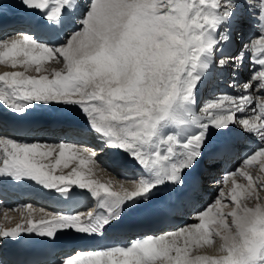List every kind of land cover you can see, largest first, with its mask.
<instances>
[{
	"label": "bare ground",
	"instance_id": "6f19581e",
	"mask_svg": "<svg viewBox=\"0 0 264 264\" xmlns=\"http://www.w3.org/2000/svg\"><path fill=\"white\" fill-rule=\"evenodd\" d=\"M2 1L0 0V12L5 9V5L1 6ZM27 1L24 6H16V9L28 14L38 15L48 11L55 15L67 3V0ZM56 2L59 7L52 12ZM149 2L150 0H73L71 11H83L82 16L75 21L84 26L54 51L40 46L28 37H11L0 42V110H8V113L19 116L34 112L81 120L113 135L112 146L117 148V151L110 150V160L104 153L106 151L101 150L99 139L90 138L91 142L83 139L82 143L71 142L62 147L42 144L32 150L23 148L18 143L0 142V147L5 150L0 173L14 170L17 174H23L36 192V195L16 202L17 210L10 209L14 204L12 199L4 200L5 212L0 217V236L1 233L4 234L2 239L9 240L11 236L8 234L12 230L16 232L36 223L43 214L34 210V203H40L42 196H48L52 190L80 186L90 192L94 201L100 197L102 202L107 201L106 204L111 203V206L124 202L129 209L139 208L164 195L163 191H171L176 195L184 179L204 160L202 157L205 155L206 158L212 147L227 137L228 128L234 127L239 131L264 136V58H257L264 51V25L258 27L260 20L264 19V0H217L214 7H207L208 14L194 13L195 23L191 24L201 28H197L198 34L194 29L185 32V39L177 44L180 49L179 57L174 59L176 61L160 56L153 70L147 72L148 75L143 74L145 84L141 101H144V105L140 106L137 101L135 104L140 106L138 108L141 111L155 115L153 118H145L144 115L143 120L147 124L152 119L160 122L151 140L146 141L145 136L137 138L134 135L133 129L140 119L131 121L132 123L124 122V119L133 118L135 111L127 113L121 110L116 116L120 122H104L101 118H111L112 106L109 99L99 98V95L91 103L78 100L77 93L82 90L80 86L77 87L80 79L93 92L108 89L122 91L125 86L127 91L134 90L128 86L134 77V71L129 65L126 68V62L122 58L130 50L131 41L128 37L132 32L131 26L138 23V13L141 8L148 7ZM87 3H90L89 6ZM105 3H108L107 6H104ZM9 4L6 5L8 11H13L14 5L10 1ZM226 4L229 5L223 9ZM86 5L88 7L84 9ZM89 7L90 11L85 13ZM168 15H165L167 26L170 23ZM208 23L210 27H207ZM216 32L218 35L214 34ZM250 34L252 39L245 40ZM163 43L166 46L168 40ZM211 47L218 52L214 54V59L206 51L211 50ZM36 49L39 52L45 49L50 57L47 59L48 66L44 68L46 75L40 77V74L37 79H32L29 69L32 68L37 73L38 69L34 65L30 67L29 62L34 54L39 53ZM225 50H232V54L220 56ZM249 53L255 54L251 67L246 63ZM64 60V64L76 68L79 74L77 77H70L65 68L59 67ZM168 61L171 65L168 64L164 73V66ZM177 70L180 71L179 78L176 76ZM250 70H257L256 76H261L263 84L257 88L256 82L245 79ZM241 73L243 80L234 82ZM207 75L214 77L210 82L213 87H221L224 82L232 92L220 89L210 94L207 91L205 98L200 99L203 102L201 107L196 110L192 107L190 93L200 82H205ZM162 77L166 89L176 90L171 101L170 96L162 98L160 87L157 86ZM93 92L89 93L95 95ZM133 97L139 100L136 92ZM8 102L12 106H8ZM35 102L39 104L36 105ZM165 105L164 112H160ZM95 115L97 119H94ZM236 120L241 126H237ZM123 127L125 130L120 129ZM224 127L226 128L223 129ZM148 130L146 129V133ZM164 131L174 135L169 143H162ZM212 139H215L214 145L210 144L209 147L208 143ZM129 145H135L136 148L131 149ZM164 145L166 148H162ZM262 152L264 150L245 160L243 168L237 172L239 179L234 178L230 183L226 182L232 179L233 173L224 174V180L227 181L223 182L221 176L216 174L214 163L209 165H213V168L206 173L202 189L211 195L206 206L194 212L190 221L193 223L151 237L139 245L140 251L135 254H124L121 257L108 254L104 264H264V194L258 191L259 185L264 188V161L263 158L256 160ZM134 153H140L138 160L127 157ZM112 158L141 165L145 171L134 178L133 172L117 166ZM93 163H98L105 170L111 177L109 181L95 175L94 170L99 168L94 169ZM213 173L218 178L209 183L208 174L211 176ZM247 198L250 199L248 203ZM91 210L93 208L87 209L86 213ZM98 211L104 212L101 208ZM120 211L122 210L116 212L115 218L121 216ZM256 228L261 229L254 231ZM216 235L221 239L220 242L212 240ZM210 240L213 243H209ZM228 254L229 257L226 256Z\"/></svg>",
	"mask_w": 264,
	"mask_h": 264
},
{
	"label": "rangeland",
	"instance_id": "374dc122",
	"mask_svg": "<svg viewBox=\"0 0 264 264\" xmlns=\"http://www.w3.org/2000/svg\"><path fill=\"white\" fill-rule=\"evenodd\" d=\"M195 1L196 0H158V1L157 0H150L148 7H146L145 9L141 8V10L139 9L141 11L140 13H138L139 10L137 11V13L139 15V21L137 24L135 23L133 26H131L130 30L132 32L129 35L130 38L128 37V39L131 41L130 50L126 51V55L124 53V55L126 56V57H124L125 59L122 58V60H124L126 62V64H125V65H127L126 68L129 65L131 70L134 71L133 72L134 77L128 83L129 84L128 86L132 87L134 90L130 89L127 91V87L125 86L122 91H117L116 89H113L112 91H110L108 89L109 91L105 90V91H100V92H95V91L93 92L92 90H90L89 86H85V84L83 85V81H81V79H80V82L77 83V87L80 86L82 88V90L80 93L78 92L79 94L77 93V95L79 97L78 100L82 103L86 102V101H87L86 103H91L92 101L96 100L99 95H100L99 98L104 97L106 99H109V102L111 103V106H112V110H110V117L111 118L110 119L101 118V121H104V122H106V120H107V121H110L111 123H113V122L118 123L120 121H118L116 116H117V114H120L121 110L126 111L127 113L135 111V115L133 114L134 117L133 118L129 117L128 119H124L125 120L124 122L125 123H129V122L132 123L131 121L140 119V121L136 123L137 127L133 129L134 135H136L137 138L145 136L144 139H146V141L151 140V138L155 135L154 133H156V130L159 128L160 122L158 119H152L151 120L152 122L150 124H147L143 120L144 115H145V118H147V117L153 118V116H155V115H152L151 112H149V113L143 112V111H141V108H138V107L144 105L143 104L144 101H141L143 98L142 97L143 86L145 84V79H144L143 74L148 75L150 70H153V67L156 65V62L160 56H163V57L166 56L167 60L169 58L170 60L173 59V61H176L174 59L176 57H179V49H180L177 44L181 43V41H183L185 39V37H186L185 32L191 31L192 29H194V31H196V33L198 34L199 30H197V28H201V26H197L196 24L195 25L191 24V23H195L194 13H196L197 15H199L200 13L208 14L207 13L208 10L205 8L209 7V5H210V7H214L215 6L214 3L217 0H212L213 3L211 2V0H206V1L200 0L197 3ZM107 2L109 3L111 1H107ZM107 4L105 3L104 6H107ZM114 5H117V3H114ZM228 5L226 4L223 9H226L227 8L226 6H228ZM10 12H12V11H10ZM165 15L170 16V18H169L170 23H168V26L166 25L167 23L165 21L166 20ZM159 16H161V17L159 18ZM206 18L208 19V15L206 16ZM164 34H165V36H164ZM219 35L221 36V34H219ZM244 35L246 36L247 34H244ZM220 36L218 38H221ZM165 40H168V43H169V44L168 43L166 44L167 47L165 46V43H163V41H165ZM169 40H170V42H169ZM162 45H163V47H162ZM182 45H184L183 42H182ZM185 48H186V46H185ZM39 54H41V52L34 54L33 57L30 59V62H29L30 67L34 65L38 69L37 70L38 73L33 72L32 68L29 69V73L31 74L30 78H32V79H37L38 75H40V74H41L40 77H44L46 75L45 74L46 71L44 68H46L48 66V62L45 61V62L41 63V61H40L41 59H36V58H38V56H40ZM47 56H48L47 57V59H48L50 57L49 53ZM60 63L61 64L59 65V67L63 68V69L65 68L67 75H69L70 77L71 76L77 77L79 75V74H77L78 71H76L75 67L67 66V64H64L65 60L60 62ZM168 64L171 65L169 63V61L166 63V65L164 66V70H163L164 73H165V68L169 67ZM175 64H177V63L175 62ZM251 64H252V62H251ZM163 71H160V73L164 74ZM179 72L180 71H178V70L176 71V76L178 75V78L180 76ZM249 72H248V75H246L245 79L249 78V75H250ZM163 77H162V81L157 86L160 87V93L163 95L162 98L163 99L166 97L169 98V96H170L169 101H171L173 99V94L174 95L176 94V90H173V88H171L170 90L166 89L164 86ZM150 78L152 79L153 77L150 76ZM175 83L176 82H174V85H175ZM257 87L258 86L256 85V88ZM29 89H31V88H29ZM89 92H93V93H95V95H91ZM135 92L139 95V97H138L139 100L134 99L133 96H134ZM159 98H160V100H162L161 96ZM136 101L140 106L135 104ZM134 104H135V106H134ZM166 106L167 105L163 106L162 107L163 109H161L162 111H160V112H164V110L166 109ZM156 109H153V110H156ZM61 112H64V110L61 109ZM94 119H97V115L94 116ZM237 120H236V124L239 127V126H241V124ZM145 128L149 129L148 133H146ZM120 129L125 130L124 127L120 128ZM116 134H118V131L115 132V135ZM102 136L101 137H95V138L102 140L101 150L106 151L104 153L109 158L110 151L108 152L107 150L110 148V145H112V143H110L105 136L104 137H102ZM168 138H164V141L162 143H165V142L169 143L171 138L170 137H168ZM214 142H215V139L214 140L212 139L208 143L209 147H211L210 144L214 145ZM165 145L162 146V148H166ZM129 146L131 149L136 148L135 145H133V146L129 145ZM126 149H127V147H126ZM134 150H137V149H134ZM147 150H148V147H147ZM139 155H140V153H135L134 156L133 155L132 156L134 158H138ZM202 159H205V155H204V157H202ZM258 159H262L264 161V152H262L261 154L258 155L256 160H258ZM93 164H94V166H93L94 169L99 168V170H94L95 175L98 176L102 180L108 179V181H109V179L111 177H109V175L107 173H105V170L103 168H101L98 165V163H93ZM242 166H243V164L241 166L239 164L236 166L235 172H233L234 176L232 177V179H230V181L226 180L227 181L226 183H230L231 180H233L234 178L239 179V173H237V172L240 168H243ZM251 174L253 175V173H250V175ZM107 177H109V178H107ZM242 181H243V179H242ZM243 182H245V180ZM258 191L261 194H264V188H262V185L258 186ZM249 201H250V199L247 198L246 202L248 203ZM191 223H193V222H191ZM191 223H189V224H191ZM259 229H261V228H256L254 231H258ZM169 233H171V232H169ZM172 233H177V232L172 231ZM164 234H166V233H164ZM215 237H216V239H215ZM178 239L181 240L180 237ZM218 239H219V237L216 235L213 237L212 240L213 241L217 240L218 242H220L221 239H219V240ZM209 243H213V242L211 241ZM226 252L228 253V251H225V253ZM244 254L246 255V252H244ZM226 256L229 257V254ZM235 259L236 258H234V260Z\"/></svg>",
	"mask_w": 264,
	"mask_h": 264
}]
</instances>
